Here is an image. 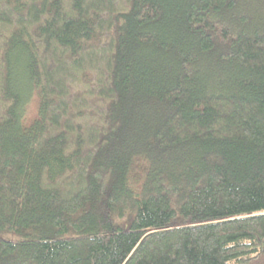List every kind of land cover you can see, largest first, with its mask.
<instances>
[{
  "label": "trees",
  "instance_id": "1",
  "mask_svg": "<svg viewBox=\"0 0 264 264\" xmlns=\"http://www.w3.org/2000/svg\"><path fill=\"white\" fill-rule=\"evenodd\" d=\"M262 8L0 0V264L264 257Z\"/></svg>",
  "mask_w": 264,
  "mask_h": 264
},
{
  "label": "rangeland",
  "instance_id": "2",
  "mask_svg": "<svg viewBox=\"0 0 264 264\" xmlns=\"http://www.w3.org/2000/svg\"><path fill=\"white\" fill-rule=\"evenodd\" d=\"M261 12H264V9L262 8ZM32 98L28 105V114L23 119V123L25 125H28L31 123V121L38 116V100H39V94L38 91L33 90L32 92ZM248 264H264V257L258 258L254 262L248 263Z\"/></svg>",
  "mask_w": 264,
  "mask_h": 264
}]
</instances>
